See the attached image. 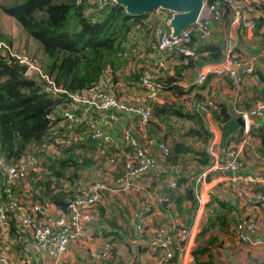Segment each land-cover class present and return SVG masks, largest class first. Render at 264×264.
<instances>
[{"label":"built area","instance_id":"2783aa9c","mask_svg":"<svg viewBox=\"0 0 264 264\" xmlns=\"http://www.w3.org/2000/svg\"><path fill=\"white\" fill-rule=\"evenodd\" d=\"M264 7V0H212L204 6L196 22L185 29L177 37H170L165 26L168 14L156 10L148 14L147 21L155 23L152 30L150 46L153 55L156 54L155 68H148L130 88L132 95H117L111 88L93 89L80 95H69L66 108L62 110L63 120L58 127L67 131L72 142L75 141L74 131L84 132L100 146H114L104 133V128L117 122V114H126L135 118L138 123V139L129 130L121 134L123 146L117 153L105 158L104 167L98 172L93 171L88 181L75 178L70 183L67 177L63 179L52 176L50 164L41 161L33 154L24 155L13 165H5L0 158V239L14 240L13 243L23 247L28 246L35 253L41 254L46 261L43 264H61V258L69 246L81 240L91 225L95 222V209L106 194H130L138 197L137 208L134 210L132 229L136 233L133 244L145 246L148 264H197L192 256L194 242L198 233V211L202 212L206 197L198 192L201 183L208 177L223 178L220 183L236 192L240 180L235 174L241 170L242 145L252 132V123L264 118V101H255L249 110L239 113L242 121V136L239 144L229 145L226 149L215 143V125L211 118L208 104L184 103L187 111L198 114L203 128L209 133L204 152L209 159L208 165L197 173L189 171L188 166L172 165L167 162L170 155L168 147L157 143L145 134V127L151 119L154 105L159 104L162 86L156 82L153 74L158 69L165 68L163 54L176 52L183 56L194 57L187 48L193 38L208 42L211 36V23L220 24L223 31L222 55L220 63L200 66L197 69L193 84L200 87L207 75L227 78L230 86L237 92L241 84L254 71L255 63L264 64V51L256 54L237 53L236 43L245 34L252 35L255 24L249 11ZM254 11V17H257ZM227 22L223 25V16ZM150 16V18H149ZM155 56V55H154ZM0 57L26 67V76L35 78L44 85L45 91L51 94L63 95V91L52 86L50 80L42 74L34 60L24 54H16L9 50L0 39ZM149 58L152 56L149 54ZM205 67V70H202ZM209 103V102H208ZM80 108L83 113H80ZM57 135L56 131L53 132ZM79 140V139H78ZM63 140L56 143H66ZM77 141V140H76ZM67 144V143H66ZM52 147V146H51ZM50 146L46 152L57 153ZM163 166L159 167V163ZM187 173L191 178V194L195 208L194 219L189 224L181 225L176 220L150 230L147 218L153 213L154 204H164L165 211L171 209V202L165 193L150 192L149 182H161L164 177H170L165 185L167 190L176 189L175 181L179 174ZM252 181V180H251ZM27 183V189H15ZM259 192L248 201L252 206L264 208V183ZM2 185V186H1ZM6 186V187H5ZM73 192L66 202L64 210L58 209L51 197L60 192ZM14 193L17 195L15 196ZM45 199H41L42 196ZM200 217V215H199ZM257 232L256 219L250 216H239L233 224L231 233L240 244L260 246L264 248V237L252 240L251 235ZM96 238L103 236L104 230L99 227L94 232ZM149 234V235H147ZM10 242V241H9ZM8 247L0 250V264H11L6 254ZM113 246L110 242L101 243V250L94 254V264H102L109 260ZM31 257L24 256L21 264H38ZM247 264H264V261L249 260Z\"/></svg>","mask_w":264,"mask_h":264},{"label":"trees","instance_id":"16d2710c","mask_svg":"<svg viewBox=\"0 0 264 264\" xmlns=\"http://www.w3.org/2000/svg\"><path fill=\"white\" fill-rule=\"evenodd\" d=\"M0 1L4 3L0 4V11L13 19L26 37L39 44L40 51L32 55L33 58H37L39 71L50 80L54 88L66 94L64 97L45 91L43 84L35 78L23 76L10 69L8 64L11 61L0 57V158L5 165H13L30 153L41 161L49 162L52 176L57 178L67 176L69 181L77 179L81 172L101 166L105 158L117 153V150L102 146L99 148L101 160H95L84 152L90 144L94 147V154L96 150L94 146L96 144L88 137L89 134L85 133L82 137L84 129L74 131L73 134L76 135L74 142L71 141L69 144L55 142V139L73 140L62 128L59 134H53L63 120L62 110L69 101L68 96L93 90L106 71L110 72L108 88L112 90L113 85L130 88L138 83L146 71L145 63L154 69L155 59H160L156 54L154 59L148 57L152 53L150 44L153 41L152 30L155 28V23L146 20L148 14L129 16L125 14L123 8L112 2L100 5L96 1L78 4V0ZM206 2L210 3L212 0ZM259 10L251 9L248 13L255 24L253 32L255 42L264 51V30L261 29L263 20L253 15L254 11ZM227 19L224 15L223 25L226 24ZM0 39L10 47L8 38L0 35ZM144 47L146 51L148 50L147 53L143 50ZM187 48L192 51L194 57L174 52L175 56L164 59L167 66L165 64L164 69H158L153 74L157 76L154 82L162 86L161 94L164 95L162 97L164 100L160 105L152 107L151 119L146 127L151 124L153 130L159 133V124L168 131L175 124L181 126L185 120L192 121V126L181 127L182 137L195 140L202 146L209 140V133L203 128L198 114L190 111L183 113L187 111L184 103L189 101L208 104L213 124L221 134L219 147L226 149L230 142L241 134L237 131L231 105L213 102L209 97V82L212 80V74H209L210 76L200 87L192 85L185 89L180 85L186 72H196L201 65L220 63L223 59L222 44L201 42L195 37ZM135 51L136 54L132 55L131 53ZM136 57H141L138 60L141 65L133 64V69L129 72L137 73L135 78L130 82L118 83L119 66L128 59ZM257 81L264 86L263 77L260 76ZM231 88L233 90L232 86ZM115 93L119 95L118 92ZM255 101H264V97ZM152 119L156 123H150ZM152 135L154 137H147L168 147L170 153L168 163L184 167L187 166L185 164L187 162L181 158L190 156L194 159L188 158V161H194L200 166L199 169L208 165L209 159L204 152H192L173 139L161 138L156 133ZM250 136L251 139L252 137L258 139L261 153L264 155V118L252 123ZM49 146H52L56 155L46 152ZM177 180L175 186L178 190L181 182ZM184 190L183 195L177 198L170 197L169 194L173 191L169 190L166 194L170 202L173 201L177 205L183 200L192 203L191 192ZM72 195L73 192L66 194L60 192L50 200L58 209L64 210L67 200ZM213 201L206 206L205 214H211L210 221L207 218V226L212 223L213 218L221 222L220 214L226 209L225 204Z\"/></svg>","mask_w":264,"mask_h":264},{"label":"crops","instance_id":"0c3cea01","mask_svg":"<svg viewBox=\"0 0 264 264\" xmlns=\"http://www.w3.org/2000/svg\"><path fill=\"white\" fill-rule=\"evenodd\" d=\"M0 14L4 16L1 11ZM3 19L4 21H8L7 23H16L6 15ZM1 33L6 34L3 35V37L8 38L12 43L15 40L12 34L6 31H2ZM223 34L220 24L216 25L215 23H211L210 42L223 45ZM255 45L257 46L253 34H245L244 37L238 39L236 43L237 53L252 54L251 51ZM249 47L252 49L249 50ZM257 48L258 53L262 51L258 46ZM173 54L174 53L163 54L161 57L164 60L168 56H175ZM147 67L150 68L152 66L147 65ZM202 70H205V67H202ZM196 72H186L180 85L185 89L194 85L193 82ZM253 73V76H249L241 84L237 92L233 91L234 89L232 90L225 77L219 78L212 75V80L209 82V97L213 99V102L230 104L233 118L235 117V122L239 119V113L248 110L255 100L264 97V86L260 81H257L260 76L264 78V64L255 63ZM208 76L210 75H207V77ZM125 87L122 88V85H113L112 88L115 92L128 91L129 89ZM163 96V94L159 95L158 105L163 102ZM185 112L188 111H183V113ZM150 123L156 122L152 119ZM190 125L192 126L193 122L185 120L181 126L175 124L167 131L162 124H159L158 133V131L155 132L151 124H149L145 129V134L148 137H151L153 136V133H156L161 138L164 137L175 140L178 144H182L192 152L202 153L204 152L206 143L201 146V144L197 141L196 143L195 140L188 137H182L183 131L181 130V127L187 128ZM60 130L61 129L58 127L56 132L60 133ZM103 130L107 138L114 144V146L108 144L105 146L110 147L111 150H115L114 147L118 149L122 148L123 142L121 134L125 130H129L133 137L137 139L139 137L138 123L136 119L126 114H117V122L111 123L109 127L104 128ZM237 131L241 136L238 138L235 137V140L231 141L230 145L239 144L240 140L243 139L244 136H242V131H240L238 125ZM250 134L247 136L248 138L246 137V142L242 145V168L235 174L240 178L237 183L236 192H231L229 186L223 187L222 183H220L223 178L215 179L213 177H208L198 188V192L205 195L206 204L203 206L201 214L200 210L198 211L200 217L197 215L199 220L198 233L192 251V256L196 258L197 264H247L249 260L264 261V248L260 246L240 244L234 239L231 233L232 226L233 224H236L238 217L245 215L256 219L257 232L254 235H251V239L255 240L264 237V208L252 206L248 201V198H251L254 194L260 191V183H264V155L261 153L258 139L252 137V140ZM220 135V131L216 128L214 136L215 143L218 146L220 144ZM83 136L84 135H82V137ZM248 139L250 142H247ZM71 141L72 140H68L65 142L69 144ZM95 144V151L100 155L99 148L102 146L97 143ZM188 158L194 159V157L190 156H185L181 159L187 162L185 164L190 168L189 171L194 174L197 173L200 170V166H197L194 161H188ZM160 166L162 167L163 163L160 162L159 167ZM103 167L104 162H102L99 167L90 168L81 172L79 178L84 182L88 181L92 177L93 171L98 172ZM179 175H177L176 180L179 178L178 180L181 183L179 184L178 190L176 189L169 194L171 198H177L178 196L183 195L185 191L184 189L191 192L190 176L187 173ZM170 180L171 179L168 176L167 178L164 177L159 183L152 181L149 182L148 185L150 192L168 193L169 190L166 189L165 185L167 184V181ZM70 181L72 180L70 179ZM70 181L68 182L70 183ZM26 185L28 186L27 183L21 184L20 190L21 188L26 190ZM18 192L20 191L18 190ZM13 194L16 195L14 192ZM211 199L225 204L226 209L220 214V216H222L221 222L213 218L212 223L210 222V225L207 226V218L210 221L211 214L208 215L207 213L205 214V212L206 206L213 201ZM137 200L138 197L130 194H106L102 202L95 209L96 220L91 225V230L87 231L81 240L69 246L66 253L61 258V264H94L92 258L94 254L101 250V243L105 241L111 243L113 250L110 253L109 260L102 264H148L147 253L144 249L145 246H139L135 243L133 244V239L135 238L136 233L133 231L131 224L133 221L134 210L137 208ZM194 214L195 208L193 201L192 203H189L183 200L180 205L171 201V209L168 212L165 211L164 204H154L153 213L147 218V225L150 230L172 220H176L181 225H187L192 219H194ZM101 221L107 222H105L104 225H99V222ZM99 227L103 228L104 233L101 238H96L94 232ZM9 241H6L7 243L1 241L3 247L0 250L9 245L11 246V248H7L6 250L7 257L11 264H21L24 256L37 260L39 262L38 264H43L46 261L41 254L35 253L32 249H29L28 246L23 247V245H13V241ZM15 249H18L19 251L17 252Z\"/></svg>","mask_w":264,"mask_h":264},{"label":"water","instance_id":"95a60500","mask_svg":"<svg viewBox=\"0 0 264 264\" xmlns=\"http://www.w3.org/2000/svg\"><path fill=\"white\" fill-rule=\"evenodd\" d=\"M96 1L98 4L112 2L123 8L125 14L129 16H140L156 10L165 11L169 17L165 26L170 37H177L185 29L192 26L199 18L204 6V0H78V4ZM199 65L201 63L199 62ZM8 67L19 74L25 76L26 67L17 63H9ZM65 97L66 94H63ZM236 124L242 131L241 119L236 120Z\"/></svg>","mask_w":264,"mask_h":264},{"label":"rangeland","instance_id":"374dc122","mask_svg":"<svg viewBox=\"0 0 264 264\" xmlns=\"http://www.w3.org/2000/svg\"><path fill=\"white\" fill-rule=\"evenodd\" d=\"M6 3V1H5ZM0 4H4L2 3V1H0ZM88 9V8H87ZM90 10V9H89ZM5 16V15H4ZM4 16L0 14V34L3 36V35H6V34H3L1 33L2 31H6L10 34H12L14 36V41L12 43V41L10 40V47H7V45L5 44V46L11 50L13 53H16V54H24L26 57H28L29 59L31 60H34L35 63L37 64V58H33L32 55H34L35 52H37L38 50L40 51V46L39 44L36 42V41H33L31 39H29L28 37H26L23 32H21L18 24H12V23H7L8 21H4ZM258 17H261L262 20H263V26H262V30H264V7L261 8L258 12H257V18ZM10 18V17H9ZM150 18V16H149ZM148 19V16L146 18V20ZM223 38V36H222ZM27 48V50H26ZM148 49V48H147ZM150 49V47H149ZM252 49L249 47V50ZM143 50L145 51V53H147V51L145 50V47L143 48ZM139 51V50H138ZM143 51V52H144ZM153 51V50H152ZM151 51V52H152ZM137 51L135 52H132L131 54H136ZM250 52V51H249ZM139 53V52H138ZM252 54H256L258 53V48L257 46L255 45L254 48L252 49L251 51ZM150 55L152 56L151 58L154 59V55L153 53H150ZM140 56V55H139ZM141 57H136V58H130L128 59L127 61H125L124 63H122L119 67V70L120 72L118 73L119 75L117 76V79H118V83L121 84V82H130L132 81V78H135V75L137 73H129L132 69H133V64H136V65H141V62H139L138 60L140 59ZM156 61V60H155ZM130 74L129 76L127 74ZM110 72L109 71H106L105 74L103 75V77L99 80L98 84L95 86L94 90L95 89H101V88H107L110 84V82H108L109 79H111L110 77ZM126 74V75H124ZM156 79H157V76L153 75ZM126 77V78H125ZM154 79V80H156ZM121 81V82H120ZM128 89V88H127ZM119 95L121 93H123V95L125 96H130L132 95L131 93V90L129 89L128 91H123V92H118ZM80 113H83V110L80 108ZM84 132H88V130H84ZM84 135V134H83ZM84 137V136H83ZM248 138V137H247ZM242 140V139H241ZM85 141V140H84ZM83 141V142H84ZM247 142H250V140L248 139ZM84 152H87V154L89 156H92L95 160L97 161H100L101 160V157L97 154V152L95 151V154H94V147L92 145H88V147L84 150ZM83 154V153H81ZM2 186V185H1ZM6 187V186H5ZM21 186H18L16 187L15 189H20ZM64 194L68 193V191H65L63 192ZM17 195V194H16ZM15 195V196H16ZM118 195V194H117ZM46 196H42L41 199H45ZM96 215V214H95ZM107 222V221H105ZM105 222L101 221L99 222V225H104ZM9 241V238L8 240ZM11 241H14L13 239ZM7 243V242H6ZM13 245H17L15 243H13ZM3 247V245L1 244V239H0V249ZM11 248V246L9 245L8 246V249ZM115 248V247H114ZM15 251H19L18 249H15Z\"/></svg>","mask_w":264,"mask_h":264},{"label":"clouds","instance_id":"9594fccd","mask_svg":"<svg viewBox=\"0 0 264 264\" xmlns=\"http://www.w3.org/2000/svg\"><path fill=\"white\" fill-rule=\"evenodd\" d=\"M149 14V13H148ZM26 76V75H25Z\"/></svg>","mask_w":264,"mask_h":264}]
</instances>
